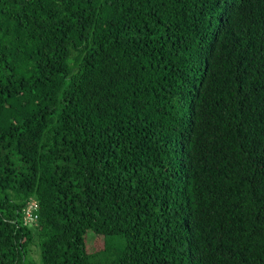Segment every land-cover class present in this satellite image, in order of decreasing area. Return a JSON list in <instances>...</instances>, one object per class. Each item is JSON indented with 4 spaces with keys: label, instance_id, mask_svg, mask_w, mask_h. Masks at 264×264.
I'll return each instance as SVG.
<instances>
[{
    "label": "trees",
    "instance_id": "1",
    "mask_svg": "<svg viewBox=\"0 0 264 264\" xmlns=\"http://www.w3.org/2000/svg\"><path fill=\"white\" fill-rule=\"evenodd\" d=\"M33 249L264 264V0H0V264Z\"/></svg>",
    "mask_w": 264,
    "mask_h": 264
},
{
    "label": "built area",
    "instance_id": "2",
    "mask_svg": "<svg viewBox=\"0 0 264 264\" xmlns=\"http://www.w3.org/2000/svg\"><path fill=\"white\" fill-rule=\"evenodd\" d=\"M22 224L24 226L35 225L37 222V202L31 199L21 214Z\"/></svg>",
    "mask_w": 264,
    "mask_h": 264
},
{
    "label": "rangeland",
    "instance_id": "3",
    "mask_svg": "<svg viewBox=\"0 0 264 264\" xmlns=\"http://www.w3.org/2000/svg\"><path fill=\"white\" fill-rule=\"evenodd\" d=\"M90 234H92V233L91 232H88V234H87L88 238L90 237ZM89 251H90L89 250V247H87V252L89 254H91ZM31 256H32V258H33V260H34L35 263L41 264L40 263L39 254H38V259H37V251H34V249H33ZM37 260H38V262H37Z\"/></svg>",
    "mask_w": 264,
    "mask_h": 264
}]
</instances>
